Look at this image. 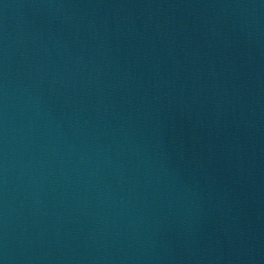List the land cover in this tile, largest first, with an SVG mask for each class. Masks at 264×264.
I'll return each mask as SVG.
<instances>
[{
    "label": "water",
    "instance_id": "1",
    "mask_svg": "<svg viewBox=\"0 0 264 264\" xmlns=\"http://www.w3.org/2000/svg\"><path fill=\"white\" fill-rule=\"evenodd\" d=\"M0 264H264V0H0Z\"/></svg>",
    "mask_w": 264,
    "mask_h": 264
}]
</instances>
